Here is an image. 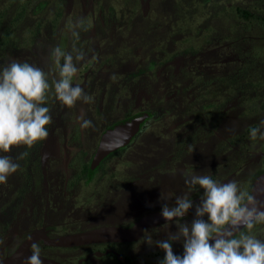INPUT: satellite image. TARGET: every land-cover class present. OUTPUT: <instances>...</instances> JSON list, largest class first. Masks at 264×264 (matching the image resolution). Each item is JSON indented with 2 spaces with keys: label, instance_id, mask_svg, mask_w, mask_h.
Returning <instances> with one entry per match:
<instances>
[{
  "label": "rangeland",
  "instance_id": "1",
  "mask_svg": "<svg viewBox=\"0 0 264 264\" xmlns=\"http://www.w3.org/2000/svg\"><path fill=\"white\" fill-rule=\"evenodd\" d=\"M238 5L260 13L264 9L262 0H0V70L13 60L27 61L49 73L53 85L59 78V65L52 50L59 46L71 52L75 45L86 55L77 63L72 83L93 98L91 103L78 101L68 108L56 99L52 86L43 105L52 116V123L46 126L47 139L31 148L13 146L6 154L20 167L0 184V204L8 202L2 210L6 229L1 234L0 250L8 249V255L27 233L48 231L53 214L60 216L54 219L60 226L65 215H71L83 202L89 203L86 215L103 211L102 219L90 222L99 225L96 229L122 228L117 224L161 214L167 202L161 204L160 200L184 191V171L214 161L206 152L211 144L198 142L217 129L220 112L214 111L208 118L200 111L203 104L199 100L211 94L204 95L210 90L206 91L203 80L184 88L190 77L197 80L201 73L221 75L230 62L249 57L250 42L246 45V39L264 28L255 21V28L250 29L247 20L236 15ZM78 20H83L88 30H81L75 39L70 28ZM7 36L13 39L7 41ZM160 101H167L162 107L173 112L151 122L124 154L110 160L107 166L113 170L105 181L86 186L81 179L75 186L68 185L69 178L93 155L110 122ZM233 103L224 99L222 107L226 110ZM82 114L91 121L89 128L81 127ZM25 152L23 159H17ZM253 156L251 162H256L262 154L257 150ZM230 179L254 196L264 187V173L250 183H245L244 173L238 171L226 182ZM100 186V196L89 194ZM84 190L89 193L84 195ZM69 197L76 198L71 206L65 205ZM73 218L68 221L69 228ZM194 219H181V223L190 228ZM203 219L207 220V214ZM165 223L149 227L153 241L166 240L170 233L178 232L175 220L168 228L163 227ZM250 234L264 240V225L257 224ZM172 248L174 254L182 256L183 238L173 241ZM43 250L48 252L46 247ZM138 252L140 260L133 257L132 264H160L165 256L158 246L146 242L139 245ZM143 257L146 261H141ZM91 259L90 264H119L111 253ZM41 260L43 264H58L44 256Z\"/></svg>",
  "mask_w": 264,
  "mask_h": 264
},
{
  "label": "clouds",
  "instance_id": "2",
  "mask_svg": "<svg viewBox=\"0 0 264 264\" xmlns=\"http://www.w3.org/2000/svg\"><path fill=\"white\" fill-rule=\"evenodd\" d=\"M81 30H88L83 20H78L70 28L75 39H79ZM52 55L59 65V78L53 81V85L49 83V73L27 61L13 60L0 70V152L10 153L13 146L20 145L31 148L47 139L49 130L46 126L52 123V116L50 109L43 105L52 86L56 99L68 108L74 107L78 101L85 104L93 101L80 85L72 83L78 71L77 63L85 58V52L75 45L71 52L57 46ZM79 119L82 128L91 126V121L84 119L83 114ZM261 123L264 124V121ZM258 134L259 139L264 140V132L251 129L253 140ZM26 155L25 152L17 159ZM19 167L11 155H0V184L6 183ZM184 175L189 191L197 185L203 189L200 202L195 206L196 218L191 227L181 223V218L193 208V200L186 193L176 197L175 206L164 204L161 210L166 221L163 227L168 228L175 220L178 232L170 233L166 240L153 241L145 229V235L134 250H138L140 242L149 246L155 244L165 252L160 264H264V240L250 234L257 224L264 225V201H258L254 195L242 191L236 180L223 183L210 174ZM205 214L207 220L203 219ZM241 228H246L248 233L240 232L238 238H234ZM181 238L184 253L179 256L174 254L172 242ZM31 252L26 264H43L37 243L31 245Z\"/></svg>",
  "mask_w": 264,
  "mask_h": 264
},
{
  "label": "trees",
  "instance_id": "3",
  "mask_svg": "<svg viewBox=\"0 0 264 264\" xmlns=\"http://www.w3.org/2000/svg\"><path fill=\"white\" fill-rule=\"evenodd\" d=\"M205 1L206 3H209L214 0ZM235 11L237 16L247 20L250 29L255 28V21L261 23L264 28V9L263 13H260L238 5L236 6ZM12 39L7 36V41ZM238 39L239 35L234 40L237 42L239 41ZM249 42L248 58H244L242 62L237 60L232 63L230 62L227 65L226 72L221 75L201 73L197 80L190 77L188 78L191 79L190 82H188V85L184 88L187 89L188 86L203 80V83L206 85V91L207 89L210 90L209 92L207 91L208 93L204 92V95L207 96V94H211L207 96L206 99L199 100V103L203 104L200 106V111L206 113L208 118L214 111H217V113L220 112L219 121L216 124L217 129L213 130L204 140L198 142V144L203 143L205 146L206 144H211V148L206 152L211 154L214 158L212 163H209L208 161L203 162V166L221 168L226 174H230L232 171H238L241 174L244 173L245 183L254 181L257 175L264 173V140L259 139V134L255 140L250 136L251 129L253 128L260 129L261 132H264V124L261 123L264 121V29L259 32H252L251 39H246V45H248ZM109 57L112 58L111 56ZM159 62L154 64L152 70L159 64ZM138 68L140 69L143 67ZM163 79L168 78H162V80ZM179 87L182 89L183 83H181ZM224 99L228 102L234 101L233 105L226 110L222 107ZM165 103H167V101H160L152 106L155 108V114L153 115L152 120L162 119L169 115L165 108L162 107ZM177 109L178 107L174 110ZM172 112L173 111L171 110L170 113ZM198 117H196V119ZM114 121L115 120L112 122ZM149 125L150 123L145 125L142 133L146 131ZM124 149L116 151V156L123 153L125 151ZM215 149L220 151L219 154L218 151L215 152ZM257 150L261 152L262 156L258 161L251 162L254 158L253 154ZM6 154L7 153L0 152V155ZM113 158L114 155L109 156L105 159V163H109ZM195 164H197V162ZM87 165L88 164L84 165L85 171L88 168ZM26 167L28 168L27 164L22 168L24 170V175H26ZM5 202L7 201L5 200ZM5 204H0V239L2 237V232L6 229L5 223L2 220V210H4ZM81 224L82 223L80 222H73L72 228L80 227ZM61 225L62 227H65L64 229L69 228V224L66 226H63V224ZM86 225L87 227L91 226L97 228L95 224L90 222ZM56 226H58V223ZM246 230V228H243L240 232H245ZM240 232L235 236H238ZM7 250L8 249L6 248L0 250V259L7 255Z\"/></svg>",
  "mask_w": 264,
  "mask_h": 264
},
{
  "label": "flooded vegetation",
  "instance_id": "4",
  "mask_svg": "<svg viewBox=\"0 0 264 264\" xmlns=\"http://www.w3.org/2000/svg\"><path fill=\"white\" fill-rule=\"evenodd\" d=\"M154 109L155 108H153V107L148 108V109H144L145 111L151 112L152 116L150 118H148L143 123V125L141 127V130L135 135V137L133 138V140L129 144H127V145L115 150L114 152L110 153L106 158H108L109 156H112V155H114V157H115L116 154H117L116 151L125 148L124 149L125 151L123 153H121V154H124L127 151V149L129 147H131L133 145V143H135L138 140V138L143 134L142 132L144 130L145 125H147V123H151V122L156 121V120H152L153 119V115L155 114ZM136 112H139V111H135L134 113H136ZM131 114H133V113H131ZM131 114H127L126 116H129ZM169 115H170V113H169ZM126 116H124V117H126ZM117 120H115V121H117ZM157 120H159V119H157ZM114 122H112V123H114ZM112 123H110L109 125H111ZM108 126H106L105 129ZM105 129L103 130V132L105 131ZM103 132H102V134H103ZM100 138H101V136H100ZM99 143H100V139H99ZM99 143H98V145L96 147V150L93 153V155L91 157H89L90 159L88 161L82 163L83 165L81 166L79 171H77L75 176H73L72 178H69L68 185L71 184V185L75 186L79 182V180H81V179H84V182H85V183L81 182V184L82 185H86V186L90 185L92 182H96L97 184L100 185L102 183V181H105L104 179H105L106 175H108L109 172H111L113 170V169H111L110 167L107 166L108 165L107 162L105 163V159L106 158L102 160V162L94 169V171L90 175V165H91L92 160L94 158V155H95V153H96V151L98 149ZM85 164H88L87 165L88 168H87L86 171L84 170V165ZM188 169H189V172H186V170H185L184 173L210 174L213 179L219 180L220 182H223V183H226V180L229 177H231L234 174V172H235V171H232V172H230V174L229 173L226 174L223 169H221V168L219 169V168L213 167V166H199V167L192 166L191 168L188 167ZM117 176H118V173L116 174V177ZM230 180H232V179H230ZM187 186L188 185L185 186L184 191H181V192H178V193L174 194L171 198H169L167 200H160V203L161 202H164V203L167 202L168 206L173 207V206H175V200H176L177 196H183L184 194L188 193L190 195V198L193 200V208H191L189 210V212L186 214V216L181 218V219H187V218L188 219L189 218L193 219V218H196V216H195V210H196L195 206L197 204H199L200 198L203 195V189H201L198 185L195 186V188H193L189 192L187 191V189H188ZM88 191L89 190H84L83 194L84 193L85 194L89 193ZM89 194H91V195H95L96 194L97 197L100 196L101 195V186L98 189H96V188L95 189H91V192ZM73 197H69L68 201L66 202L65 205L68 206V204H69V206H71V204L76 201V198H73ZM82 201H84V200H82ZM88 206H89V203L83 202V203L77 204V206H75L76 208L73 210L71 215H65L66 213L64 214L65 215V220L61 224H63V226H66L67 224L71 223V222H68V221H69L70 218H72L74 216L72 222H80V223H82L80 225V227H78L76 229H72V226H71V228H66V229H64L65 227H62V225L56 226V224L59 221L57 222V220H54V219H55V217L58 218L60 216H57V215L53 214L52 218H51V220H52L51 225L48 227L49 228V230L47 231L48 234L53 236V237H55V236H61V235L81 232V231H85V230H89V229H96V227L94 228V227H91V226L83 227L84 226L83 223L95 222V219H98V220L102 219V217L104 216L103 215V211L102 212L99 211L97 213L95 212L94 215H88V214L86 215V210H87ZM119 210H121V209H119ZM113 211L115 212L117 210L114 209ZM114 215H117V214H114ZM53 216H54V218H53ZM136 218L137 219L134 220V221L128 222L126 224H118L117 226H120V227H131V226L135 225V223H137L139 220H141L144 217L142 215L140 217L137 216ZM163 222H165V221H163ZM163 222L156 223V224H153V225H159V224L162 225ZM98 226L99 225H97V228H99ZM150 226H152V225L146 226L143 229L141 235L137 239H134V240H131V241H100V242H92V243H87V244H83V245H74V246L51 245V244H47L44 240H39L36 243L39 245V247L41 249V256H44V257L49 258V259H53L58 264H88V263L90 264V261L92 260L91 258L94 255L103 256V255L109 254V253L113 254L116 257L117 261H119V264H127V263L128 264H132L131 263V259L134 260L133 257H136V258H138L137 260H140L139 252H138V250H134V246L137 245V242L141 241V238L145 235L144 230L145 229L149 230ZM32 232H29L26 236H24V239L29 234H31ZM22 241L19 243V245L22 243ZM141 243L142 242H140L139 245ZM19 245L11 253H13L19 247ZM139 245H138V248H139ZM128 246H131V247L128 248ZM45 247L47 248L48 252L43 250V248H45ZM50 249H54V251H53L54 253L51 252ZM121 249L126 251V253H123V251ZM55 250H57V252H55ZM118 253L122 254L126 258L127 263L125 261H123L119 257ZM10 254H8V255H10ZM8 255H6V256H8ZM141 261H146V260L143 257ZM146 262L148 264H150L149 261H146ZM23 264H26V262L23 263Z\"/></svg>",
  "mask_w": 264,
  "mask_h": 264
},
{
  "label": "water",
  "instance_id": "5",
  "mask_svg": "<svg viewBox=\"0 0 264 264\" xmlns=\"http://www.w3.org/2000/svg\"><path fill=\"white\" fill-rule=\"evenodd\" d=\"M151 116V112L143 110L120 118L109 125L101 135L98 149L90 165V175L110 153L129 144L141 130L143 123ZM255 197L258 201H264V187ZM163 221H165V219L161 214H158L142 218L131 227L91 229L55 237L49 235L47 231L35 230L22 241L13 253L0 259V264L25 263L27 258L32 254L31 245L39 240H44L47 244L51 245L65 246L83 245L100 241H131L137 239L146 226ZM242 229L243 228L239 229L235 235ZM210 243H214V240H210ZM118 255L127 263L126 258L122 254L118 253Z\"/></svg>",
  "mask_w": 264,
  "mask_h": 264
}]
</instances>
